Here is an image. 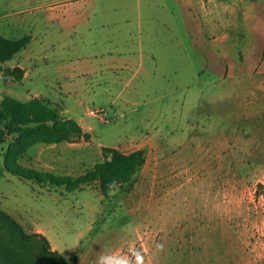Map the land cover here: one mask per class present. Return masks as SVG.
I'll return each mask as SVG.
<instances>
[{"label": "rangeland", "instance_id": "rangeland-1", "mask_svg": "<svg viewBox=\"0 0 264 264\" xmlns=\"http://www.w3.org/2000/svg\"><path fill=\"white\" fill-rule=\"evenodd\" d=\"M0 34L31 36L0 69L90 134L20 164L79 177L103 147L145 150L133 180L68 191L7 171L0 209L71 264H264V0H0ZM10 139H8L9 141Z\"/></svg>", "mask_w": 264, "mask_h": 264}, {"label": "trees", "instance_id": "trees-1", "mask_svg": "<svg viewBox=\"0 0 264 264\" xmlns=\"http://www.w3.org/2000/svg\"><path fill=\"white\" fill-rule=\"evenodd\" d=\"M30 42V35L13 39L0 34V62L12 60ZM1 71L14 77L17 82H21L25 76V70L19 66ZM78 138L88 139L90 134L76 120L65 117L44 99L35 97L21 101L9 95L3 97L0 106V146L7 143L3 154L4 167L14 175L39 183L65 186L68 191L99 182L101 192L107 196L113 184L124 186L130 183L145 163L143 149L123 153L117 148L103 147L104 161L79 177L59 176L20 164V159L34 145L71 142ZM0 264L71 263L52 247L44 234L28 233L12 215L0 209Z\"/></svg>", "mask_w": 264, "mask_h": 264}, {"label": "water", "instance_id": "water-1", "mask_svg": "<svg viewBox=\"0 0 264 264\" xmlns=\"http://www.w3.org/2000/svg\"><path fill=\"white\" fill-rule=\"evenodd\" d=\"M109 159H111V158H109Z\"/></svg>", "mask_w": 264, "mask_h": 264}]
</instances>
